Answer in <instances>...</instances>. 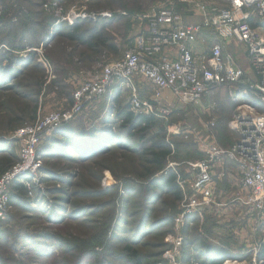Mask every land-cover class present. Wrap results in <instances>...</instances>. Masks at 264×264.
<instances>
[{"label": "rangeland", "instance_id": "rangeland-1", "mask_svg": "<svg viewBox=\"0 0 264 264\" xmlns=\"http://www.w3.org/2000/svg\"><path fill=\"white\" fill-rule=\"evenodd\" d=\"M155 7L173 8L184 23L200 21L182 0H0V166L20 161L15 130L71 110L74 89L122 57ZM246 64L231 91L219 88L197 103L162 101L146 115L154 122L145 131L123 125L132 94L125 85L46 130L39 164L19 180L24 188L15 195L9 187L0 264H264L263 224L239 200L246 195L241 168L227 152L211 169V199L187 207L200 199L193 164L209 159L211 145L242 155L245 120L264 114L257 75ZM132 81L138 97L150 100L147 82ZM157 144L170 150L160 166L149 163ZM169 176L176 188L164 184Z\"/></svg>", "mask_w": 264, "mask_h": 264}, {"label": "built area", "instance_id": "built-area-1", "mask_svg": "<svg viewBox=\"0 0 264 264\" xmlns=\"http://www.w3.org/2000/svg\"><path fill=\"white\" fill-rule=\"evenodd\" d=\"M226 1L227 6L218 8L198 0H182L200 15L197 23H184L171 7L152 8L146 27L122 57L104 65L74 89V107L71 110L50 113L46 117H38L32 124L18 127L14 137L19 144L20 161L0 174V220L9 207L11 184L23 180V174L33 171L39 164L37 148L43 133L79 113L82 107L111 94L115 85L131 89L129 108L135 113L155 114L164 91H170L181 102L197 103L217 86H234L243 78V68L225 52L224 44L231 41L245 47L249 65L257 75L254 88L264 101V39L251 23L253 19L264 23V0ZM210 29L217 33V41L206 53L193 51L192 44L198 36ZM135 75L153 86L154 94L150 100L138 97L137 86L132 81ZM244 124L240 142L245 148L242 155L238 156L234 148L230 153L218 145H211L208 147L209 159L193 164L196 177L192 188L200 199H191L187 207H199L211 199V169L227 152L241 168L240 183L246 195L239 200L258 213L264 229V114H251ZM180 221L176 219V222Z\"/></svg>", "mask_w": 264, "mask_h": 264}, {"label": "trees", "instance_id": "trees-1", "mask_svg": "<svg viewBox=\"0 0 264 264\" xmlns=\"http://www.w3.org/2000/svg\"><path fill=\"white\" fill-rule=\"evenodd\" d=\"M75 40H80L81 42L92 46L91 42L89 40L83 39L82 36L80 35H75V36H70ZM103 43H105L103 40L101 41ZM132 45V44H131ZM128 106L125 107V109L123 110V112L125 111V124H123L124 126H127V124H131L134 126H141V130L145 131L147 130L154 122L153 118H151V116H146L144 114H140V113H134L132 110L127 109ZM158 150L157 151H153L150 150V154H151V158L149 159V163L155 164L157 166H160L163 164V162L166 160V158L170 155V150L168 148H164L161 146V144H157ZM12 161L10 159L6 160L5 163H3L0 166V174L3 173L4 171H6V169L11 165ZM174 182V176H169L165 181L164 184L168 187H170V189L176 188L174 187L175 185H173ZM12 189L16 190V192L14 191L15 195L18 194L17 191L21 190L24 188L23 184H21V182L19 181H14L12 184ZM173 194L175 195V197H179L178 196V191H174ZM11 198L9 199V203H11ZM128 250H131L130 247L127 248ZM132 254L135 256V253L132 252ZM259 257L261 259H264V242L262 243V245L260 246V251H259ZM222 260H215V259H209L206 261H201L197 264H221ZM139 264V263H137Z\"/></svg>", "mask_w": 264, "mask_h": 264}, {"label": "crops", "instance_id": "crops-1", "mask_svg": "<svg viewBox=\"0 0 264 264\" xmlns=\"http://www.w3.org/2000/svg\"><path fill=\"white\" fill-rule=\"evenodd\" d=\"M251 23H252V26H254L258 31H259V33L261 34V36L263 37V39H264V23H261V21H259L258 19H253L252 21H251ZM211 36H213L214 37V39H215V41H212L213 39L211 38ZM217 33L214 31V30H204L199 36H198V39L192 44V49H193V51H195V52H199L198 50L200 49V46L201 45H204L206 48L207 47H209L208 49H207V51L210 49V47H211V45L214 43V42H216L217 41ZM237 45V43H235V42H226L225 44H224V46H225V52L228 54V53H231V55L235 58V60L237 61V63L241 66V68H243V70H244V72L246 71V67H245V65L243 66V64L245 63L246 64V62H247V64H246V66H248V68H250L249 66V62H248V58H247V53H246V50H245V47L244 46H242L243 47V51H241V50H239L238 49V47L236 46ZM204 51H206V50H204ZM204 51H200L199 53H203ZM228 51V52H227ZM244 58V59H243ZM242 60L243 61H245L244 63L242 62ZM146 83V82H145ZM153 89V91H154V88H153V86H151L148 82L146 83V86H145V88H147V90L148 89H151L150 87ZM227 86L229 87V90L231 89V87H233L234 88V86H236V85H234V86H229V85H227V84H223V85H219V86H217L216 88H214V90L213 91H216L217 89H219V88H226L227 89ZM138 88H139V90L141 89V87L140 86H138ZM143 89H144V87H143ZM233 90H236V89H233ZM212 91V92H213ZM231 91V90H230ZM211 92V93H212ZM234 92H236V91H234ZM153 94H154V92L152 93V96H151V98L153 97ZM145 98V97H144ZM150 98V99H151ZM169 98H174L173 96H172V93L170 92V91H164V92H162V94H161V98H160V102H164V101H166V99H169Z\"/></svg>", "mask_w": 264, "mask_h": 264}]
</instances>
